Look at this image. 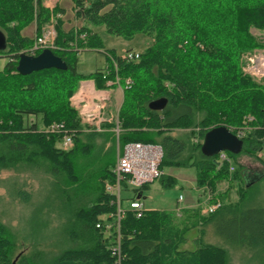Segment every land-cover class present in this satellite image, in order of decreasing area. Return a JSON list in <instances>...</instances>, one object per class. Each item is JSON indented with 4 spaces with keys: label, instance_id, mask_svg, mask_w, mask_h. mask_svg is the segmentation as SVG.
Returning <instances> with one entry per match:
<instances>
[{
    "label": "trees",
    "instance_id": "1",
    "mask_svg": "<svg viewBox=\"0 0 264 264\" xmlns=\"http://www.w3.org/2000/svg\"><path fill=\"white\" fill-rule=\"evenodd\" d=\"M59 1L49 8L46 0H0V53L8 59L0 71V175L30 172L41 188L21 233L0 221V264H230V250L264 264V172L246 182L239 162L246 156L264 168V82L241 62L243 54L264 48L253 33L264 32V0H69L84 22L70 29ZM31 26L34 36L25 35ZM49 26L56 32L52 51L67 69L20 74V55ZM98 26L126 39L145 35L151 45L137 61H124L105 49ZM90 50L102 52L108 67L83 75L79 55ZM116 74L122 86L132 81L118 112L119 133L115 123L92 131L71 98L82 81L107 89ZM163 98L162 111L149 108ZM55 123L72 135V149L58 147L63 133L46 132ZM220 126L243 140L240 154L225 152L229 161L202 153L206 133ZM130 143L161 146L162 172L194 167L198 188L220 207L205 214L201 207L184 209L181 216L145 210L139 218L127 209L118 229L106 185L116 181L118 150ZM159 179L165 188L176 184L172 176ZM224 181L238 201L231 202L228 190L218 192ZM148 186L126 188L123 199L143 200ZM31 187L15 183L11 193L29 203ZM192 230L195 247L184 249Z\"/></svg>",
    "mask_w": 264,
    "mask_h": 264
},
{
    "label": "rangeland",
    "instance_id": "2",
    "mask_svg": "<svg viewBox=\"0 0 264 264\" xmlns=\"http://www.w3.org/2000/svg\"><path fill=\"white\" fill-rule=\"evenodd\" d=\"M57 1L59 0H47V2L51 5L55 4ZM59 2L67 12L64 15L66 20L65 27L67 29L75 26H81L84 23L82 20H76L74 15L75 12L72 8L73 5L69 0H60ZM94 30L101 36L105 49L116 52L118 56L128 50L141 54L149 45H151V40L142 34L136 35L131 39H126L124 37H116L108 34L104 26L94 27ZM253 33L264 41V32L253 30ZM29 34L30 36H34L33 32H30ZM29 51L30 50H27L23 53L28 54ZM262 57H264V48L255 49L251 52L243 54L241 60L242 70H246L248 73H254L256 76L258 75L259 77L264 78V70L263 72L259 71V69H264V61L258 62V59ZM7 62V58L0 53V71L3 70ZM255 64H258L260 68L257 69V72H251V67H254ZM107 67L108 61L102 52L90 50L81 52L79 55L77 68L79 73L83 75L94 73L97 70H105ZM262 81L264 82V79ZM123 101L124 92L120 89L115 91V93L110 92V108L108 114L118 119V112L123 104ZM112 123L116 124L115 129L119 127V120L118 122L114 121ZM59 146L63 148L61 143L58 147ZM119 150L121 151L122 149ZM119 150L118 155L120 152ZM239 162L245 166V172L249 177L257 176L262 174V171L264 172V168L256 160L246 156H241L239 157ZM232 165L235 166L234 163ZM163 175L174 177L176 184L172 188H165L161 184L160 179H156L152 183H149L148 188L144 190L143 193L144 207L146 210L175 211L177 216H181L184 209H190L191 207L195 208L196 206H201L202 210L205 208L202 204L206 201L202 197L199 198L200 202L197 204L198 175L197 170L194 167L166 166L163 170ZM25 180H27V185H25ZM15 183H17L19 188L28 190L30 186H32L30 191L33 192V196L29 203L19 201L11 193V187ZM222 186L223 189L228 190L229 197L232 202L238 201L239 196L237 191L235 189H229L231 184L229 186V183L224 181ZM40 189V184L35 180L30 172L22 173L21 175H15L12 172L6 171L2 172L0 175V221L13 228V230L21 233L25 228L26 223L31 218L32 213L34 212L33 210H35V207L38 205L36 203L38 202L40 196L37 193L41 192ZM180 196L183 197V201L178 203ZM124 205L127 206L128 204L125 202ZM204 211L205 210L202 211L203 214H205ZM194 236H197L196 230H192L188 234L189 238ZM229 255L231 256L230 264H259L258 260L253 257V254L244 253V251L230 250Z\"/></svg>",
    "mask_w": 264,
    "mask_h": 264
},
{
    "label": "built area",
    "instance_id": "3",
    "mask_svg": "<svg viewBox=\"0 0 264 264\" xmlns=\"http://www.w3.org/2000/svg\"><path fill=\"white\" fill-rule=\"evenodd\" d=\"M56 38V32L53 26H49L42 37L38 38L30 49V55H37L44 49L55 48L54 41ZM140 57L139 53L131 50L124 51L120 58L124 61H137ZM261 59V60H260ZM258 59V62L264 61V57ZM254 63V62H253ZM116 66V63L114 64ZM117 68V67H116ZM260 68L258 64L251 67V72H257ZM264 69H259L263 72ZM249 74L257 80H263L264 78L256 76L254 73ZM107 89H96L94 88L91 80L82 81L78 91L71 98V105L77 111L83 125L88 127L90 130L95 132H103L104 125L107 123L118 122L114 116L109 115V103H110V92L111 88L116 87L124 92V89H130L132 81L130 79L125 80V86H122L121 80L116 74L114 81H108ZM119 133V127L115 129ZM48 133H63L61 145L63 150H70L74 146L73 137L66 131L64 124H53L47 128ZM239 136V135H238ZM220 161H229L227 154L221 153ZM163 159V149L158 145H144L140 143H130L124 146L119 152L118 159L113 173L116 181L113 184L108 183L106 185V191L114 197L112 204L116 206V212L111 215L114 220V225L120 228V222L123 219L127 209L133 210L136 216L139 218L143 215L146 210L144 203L140 199L128 198L124 200V193L127 189L132 190L141 188L145 184L152 183L156 179H159L163 172L160 170V164ZM234 170L233 167L230 168ZM127 187H126V186ZM127 188V189H126ZM182 196L179 197V202L182 201ZM125 202L128 204L125 206ZM220 207V202L208 205L204 210L206 213H212ZM98 227L101 224L97 225ZM110 227V226H109ZM115 254H120V245L118 244L114 249Z\"/></svg>",
    "mask_w": 264,
    "mask_h": 264
},
{
    "label": "water",
    "instance_id": "4",
    "mask_svg": "<svg viewBox=\"0 0 264 264\" xmlns=\"http://www.w3.org/2000/svg\"><path fill=\"white\" fill-rule=\"evenodd\" d=\"M5 45V37L0 32V49ZM55 68L66 70L67 64L51 49H44L37 55L22 53L17 64V71L22 75L44 69ZM167 104L165 98L153 101L149 108L154 111H162ZM243 148V140L231 132L227 127L220 126L208 131L202 143V153L206 156H215L224 152L240 154Z\"/></svg>",
    "mask_w": 264,
    "mask_h": 264
},
{
    "label": "crops",
    "instance_id": "5",
    "mask_svg": "<svg viewBox=\"0 0 264 264\" xmlns=\"http://www.w3.org/2000/svg\"><path fill=\"white\" fill-rule=\"evenodd\" d=\"M46 5L49 7V8H53L54 7V4L53 5H51L50 3H48L47 2V0H46ZM28 30H29V33L30 32H33V33H35V27L34 26H31L30 28H28L26 31H25V33H26V35H28V36H30V34L28 33ZM28 33V34H27ZM8 60V59H7ZM91 82H92V84H93V86H94V88H96V89H99V88H97L96 87V84H95V82L93 81V80H91ZM111 92H114L115 93V91H117L118 89H116V87H113V88H111ZM118 159V158H117ZM261 173H263V171L261 172ZM244 178H245V181L246 182H250V181H253L256 177H258L259 175H257V176H252V177H249L247 174H246V172L244 171ZM256 175V174H255ZM225 191V189H223V186L221 185L220 187H219V190H218V192L220 193V192H224ZM218 192H216V194L218 193ZM197 193H198V201H197V204H199V198L200 197H202L206 202L205 203H201L205 208L208 206V205H210V204H213V203H211V193L210 192H208V191H206V192H204V191H202V190H200L199 188L197 189ZM183 198V197H182ZM182 201H183V199H182ZM181 201V202H182ZM142 202L144 203V200H142ZM232 202V201H231ZM178 203H180L179 202V199H178ZM197 207H201V206H196L195 208H197ZM191 208H194V207H191ZM204 208V209H205ZM203 209V210H204ZM202 210V211H203ZM206 213V212H205ZM197 235H198V232H197ZM196 238V236H194V237H190L188 240V243L186 244V245H184L183 246V248L184 249H194V247H195V245H194V243H193V240Z\"/></svg>",
    "mask_w": 264,
    "mask_h": 264
}]
</instances>
